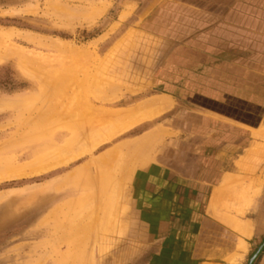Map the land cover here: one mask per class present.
Returning <instances> with one entry per match:
<instances>
[{"label":"rangeland","instance_id":"obj_1","mask_svg":"<svg viewBox=\"0 0 264 264\" xmlns=\"http://www.w3.org/2000/svg\"><path fill=\"white\" fill-rule=\"evenodd\" d=\"M163 1L0 0V264L141 263L148 236L132 181L172 158L179 122L110 75L141 65L142 26ZM146 129L157 132L137 136ZM253 133L247 160L263 161L264 127ZM259 191L236 188L237 210ZM231 225L247 235L248 225Z\"/></svg>","mask_w":264,"mask_h":264},{"label":"crops","instance_id":"obj_2","mask_svg":"<svg viewBox=\"0 0 264 264\" xmlns=\"http://www.w3.org/2000/svg\"><path fill=\"white\" fill-rule=\"evenodd\" d=\"M144 23L148 54L111 84L168 104L179 142L132 181L148 236L140 264H264V160H247L264 127V0H164ZM259 187L239 212L236 188Z\"/></svg>","mask_w":264,"mask_h":264},{"label":"bare ground","instance_id":"obj_3","mask_svg":"<svg viewBox=\"0 0 264 264\" xmlns=\"http://www.w3.org/2000/svg\"><path fill=\"white\" fill-rule=\"evenodd\" d=\"M73 124H74V123H73ZM69 128H70V127H69ZM87 130H88V129H87ZM92 130H93V129H92ZM94 130H95V128H94ZM94 130H93V131L90 130V131L94 133V132H95ZM85 131H86V130H85ZM87 132H88V131H87ZM76 134H77V132H76ZM76 134H75V135H76ZM84 134H85V133H84ZM86 134H87V133H86ZM86 134H85V135H86ZM88 134H89V133H88ZM73 136H74V135H73ZM83 136H84V135H83ZM81 137H82V136H81ZM85 137H86V136H85ZM253 137H254V138H258V137H259V134H258V133H253ZM75 139H76V138H75ZM73 140H74V138H73ZM76 140H77V139H76ZM76 140H75V141H76ZM71 141H72V140H71ZM72 142H73V141H72ZM68 143H69V141H68ZM69 144H70V143H69ZM95 147H96V146H95ZM110 154H111V153H110ZM32 158H33V157H32ZM76 158H77V157H76ZM90 163H91V162H90ZM91 164H94V163L92 162ZM91 164H90V165H91ZM238 164H239V163H238ZM240 164H241V163H240ZM95 165H96V164H95ZM86 166H87V168H88L87 170H86V168H85V170H86V172H87V171L91 168V166H90V167H88L89 165H86ZM86 166H85V167H86ZM40 168H41V167H40ZM93 168H94V167H93ZM96 168H97V166L95 167V169H96ZM95 169H94V170H95ZM41 170H42V169H40V171H41ZM83 170H84V169H83ZM83 170H81V171H83ZM94 170H93V171H94ZM97 170H99V168H97ZM8 171H9V170H8ZM38 171H39V170H38ZM43 171H45L44 168H43ZM43 171L40 172V173H43ZM75 171H76V170H75ZM99 171L101 172V170H99ZM99 171H98V172H99ZM76 172H77V171H76ZM76 172H75V173H76ZM86 172L83 171L82 173H85V174H86ZM95 172H96V171H94V173H95ZM98 172H97V173H98ZM23 173H24V172H23ZM36 173L38 174V172H36ZM40 173H39V174H40ZM88 173L90 174L91 172H88ZM92 173H93V172H92ZM97 173H96V175H97ZM73 174H74V173H73ZM99 174H100V173H99ZM19 175H20V174H17L16 176H19ZM77 175H78V173H77ZM74 176H75V174H74ZM89 176H91V175H89ZM98 176L100 177V175H98ZM76 177H77V176H76ZM93 177L95 178V176H93ZM69 178H70V177H69ZM71 178H72V177H71ZM89 178H90V177H89ZM96 178H97V177H96ZM102 178H103V177H102ZM2 179H3V177H0V180H2ZM4 179H5V178H4ZM72 179H75V177L72 178ZM93 180H94V179H93ZM103 181H104V180H103ZM0 182H1V181H0ZM88 182H90V183H95V182H91V181H88ZM90 183H89V184H90ZM105 183H106V182H105ZM107 184H108V183H107ZM100 185H101L100 190H102L104 187H106V189H108V187H109V186H104L105 184H104L103 182L100 183ZM92 186H93V185H92ZM95 186H96V185H95ZM95 186H94V187H95ZM96 187H97V186H96ZM104 189H105V188H104ZM104 189H103V190H104ZM97 190H98V189H97ZM103 190H102L101 192H103ZM104 191H105V190H104ZM105 192H106V191H105ZM97 193H98V192H97ZM257 193H258V192H257ZM257 193H255L254 195H256ZM213 196H215V195H213ZM237 196H238V199H239V200L244 199V200L246 201L247 198H248L247 192L245 193V191H243V190H240V191L238 192ZM215 198H217V196H216V197H213V199H215ZM215 200H216V199H215Z\"/></svg>","mask_w":264,"mask_h":264},{"label":"water","instance_id":"obj_4","mask_svg":"<svg viewBox=\"0 0 264 264\" xmlns=\"http://www.w3.org/2000/svg\"><path fill=\"white\" fill-rule=\"evenodd\" d=\"M256 255H254L248 262V264H251L253 262V260L255 259Z\"/></svg>","mask_w":264,"mask_h":264}]
</instances>
